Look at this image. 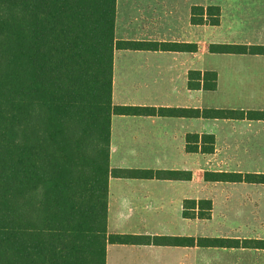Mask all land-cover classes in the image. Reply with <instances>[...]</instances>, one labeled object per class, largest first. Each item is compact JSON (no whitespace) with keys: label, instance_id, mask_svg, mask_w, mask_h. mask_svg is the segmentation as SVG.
<instances>
[{"label":"trees","instance_id":"1","mask_svg":"<svg viewBox=\"0 0 264 264\" xmlns=\"http://www.w3.org/2000/svg\"><path fill=\"white\" fill-rule=\"evenodd\" d=\"M116 12L117 0H0V264H106L108 243H179L108 233L111 176L191 178L182 171L111 168L114 114L264 119V111L115 105L117 49L198 50L196 43L116 40ZM220 18L219 6L193 8L195 24L219 25ZM209 50L264 54V45L212 43ZM217 86L216 71L189 74L192 89ZM188 139V151L215 150L213 134ZM204 176L264 183V173ZM201 203L207 207L196 217L209 218L212 203ZM191 243L264 248V239Z\"/></svg>","mask_w":264,"mask_h":264},{"label":"crops","instance_id":"2","mask_svg":"<svg viewBox=\"0 0 264 264\" xmlns=\"http://www.w3.org/2000/svg\"><path fill=\"white\" fill-rule=\"evenodd\" d=\"M131 1L138 11L127 12ZM164 1L117 0L116 40L196 43L198 50L117 49L113 103L264 111V54L209 50L212 43L264 45V0H181L183 12L139 9ZM195 6H219L220 24H195ZM210 31L214 34H205ZM218 31L225 36L216 35ZM196 70L216 71L217 89L190 88L189 74ZM194 134H213L214 152L188 151V136ZM248 161H264V119L114 114L111 168L182 171L191 178L110 177L109 234L177 237L179 243H108L106 264H261L264 248L191 243L193 238L264 239L237 233L242 227L252 232L249 226L264 225V183L211 181L204 176L207 171L264 173L243 167ZM203 200L212 203L209 218L196 217L207 207Z\"/></svg>","mask_w":264,"mask_h":264},{"label":"rangeland","instance_id":"3","mask_svg":"<svg viewBox=\"0 0 264 264\" xmlns=\"http://www.w3.org/2000/svg\"><path fill=\"white\" fill-rule=\"evenodd\" d=\"M148 1L149 2L151 1V3L155 4L158 0H148ZM203 1L204 0H194L195 3H200ZM133 3H134V1H131V5H129V10H127V12L138 11V8L132 5ZM177 8H178V12H183L184 6L181 4V0H165L164 3H161L159 5L150 6V5L146 4V5H141L139 7V9L140 10L143 9L144 12H153V11L175 12V11H177ZM184 12H186V10ZM218 33L216 34L218 36L224 35L223 32L218 31ZM205 34L206 35H211V34L213 35L214 32L210 31V32H206ZM234 163H232L230 165H232V167H237L238 164H234ZM242 165H244L243 167H248L250 169H252V168H257V169H261V170L264 169V161H262V162H249L248 161L246 163H243ZM225 227L234 228L230 225L225 226ZM235 227L238 229V226H235ZM242 228L243 229H238V232H237L238 235H244V236L247 235L248 236V234H251L252 237H255V235L260 234V235L264 236V225H261V223L255 225V226H252V227L249 226V228H252V232H247L244 227H242ZM258 259H259V262L261 264H264V258L263 257H259ZM254 260H255V258H254Z\"/></svg>","mask_w":264,"mask_h":264}]
</instances>
